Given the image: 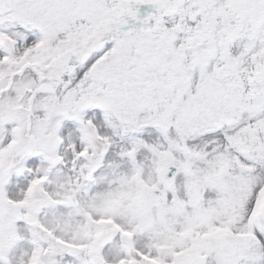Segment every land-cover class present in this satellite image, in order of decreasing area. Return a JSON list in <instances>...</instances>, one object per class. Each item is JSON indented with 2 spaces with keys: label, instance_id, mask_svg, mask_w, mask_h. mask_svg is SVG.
Instances as JSON below:
<instances>
[{
  "label": "snow or ice",
  "instance_id": "snow-or-ice-1",
  "mask_svg": "<svg viewBox=\"0 0 264 264\" xmlns=\"http://www.w3.org/2000/svg\"><path fill=\"white\" fill-rule=\"evenodd\" d=\"M0 264H264V0H0Z\"/></svg>",
  "mask_w": 264,
  "mask_h": 264
}]
</instances>
